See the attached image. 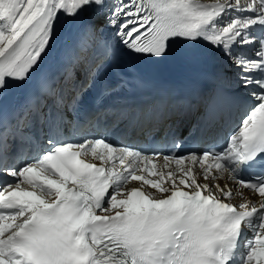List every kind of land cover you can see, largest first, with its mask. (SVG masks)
Wrapping results in <instances>:
<instances>
[{
    "label": "snow or ice",
    "instance_id": "snow-or-ice-1",
    "mask_svg": "<svg viewBox=\"0 0 264 264\" xmlns=\"http://www.w3.org/2000/svg\"><path fill=\"white\" fill-rule=\"evenodd\" d=\"M60 24L106 62L180 42L219 56L243 115L226 146L186 155L57 139L63 113L38 155L9 162L0 146V264H264V0H0V93L38 73ZM99 71L70 68L57 107L82 110ZM225 177L258 201L207 182Z\"/></svg>",
    "mask_w": 264,
    "mask_h": 264
},
{
    "label": "bare ground",
    "instance_id": "bare-ground-1",
    "mask_svg": "<svg viewBox=\"0 0 264 264\" xmlns=\"http://www.w3.org/2000/svg\"><path fill=\"white\" fill-rule=\"evenodd\" d=\"M79 39L80 36L75 27L70 25L60 24L57 28L55 41L52 43L51 47L47 50V54L43 56L39 68L48 71L51 74L63 73L62 78H64L63 81L65 82L66 72L73 67H75L77 71H79V68L82 66L85 60H87V65L88 64L91 65L89 69H94L95 65H97L98 63H107L105 60L104 50L100 47H94L87 54L81 53L78 47ZM223 67L225 68V72L227 73L229 71V66L224 60H223ZM226 79L227 80H223L222 84L224 86H232L230 79L228 80V77H226ZM65 90L66 89L64 88V91ZM21 96L22 93L19 91L13 95L12 98H13L14 106L17 104V102L20 101ZM3 97L4 94L0 93V100ZM190 97H195V96L191 95ZM191 101H195V98H191ZM192 108L194 112L197 109L196 106H193ZM53 109H54L52 115L53 120L51 121V126L53 122L57 121L58 113L64 114L62 122H59L61 128L59 129V135L57 136L58 139L64 140L71 137L72 138L71 142L78 141L80 137L91 138L90 134L97 133L102 118H105L106 122H115L114 120L117 116L121 117V120H119L120 122L117 124V126H115L114 128L111 126L109 128L112 136L115 135L116 137L120 136V134H116V133L123 132L124 125L128 120H130L133 124L131 129H129L130 133L135 131L139 126H142L144 124L145 126H152V127L154 126L156 129L161 128L164 125V121H162L160 114L156 113V110L148 111L145 114H141V115H135L133 112L129 114L117 113L112 115H107L103 113L97 117L94 125L89 126V128L83 130L80 133H76L72 131V125L74 123L72 117V109H67V110L64 109V112L60 111L55 103ZM129 115H132V118H129ZM177 119H178V123H181L183 120V118L181 117ZM171 122L174 121L171 120L170 123ZM139 123H141V125ZM200 182L204 183L205 181L201 179ZM207 182L210 185L218 182L223 186L225 182H228V179L227 177H225L224 179H219L218 181H212L210 179ZM139 183L140 182H129L125 187L126 189H130L132 187L139 186ZM229 183L232 184V181H229ZM145 190L152 192L156 191L150 189L148 186H145ZM236 202H239V200H236Z\"/></svg>",
    "mask_w": 264,
    "mask_h": 264
},
{
    "label": "rangeland",
    "instance_id": "rangeland-1",
    "mask_svg": "<svg viewBox=\"0 0 264 264\" xmlns=\"http://www.w3.org/2000/svg\"><path fill=\"white\" fill-rule=\"evenodd\" d=\"M86 65H87V60H85V61L83 62V64H82V66L79 68V71H78V72H79L80 74L82 73V70H83V68L86 67ZM72 85H73V83H72L71 81H68V83L65 84V83L63 82V80H61V81L58 83V85H57V89H56L55 94H59V91L62 90L64 87H66L67 89L72 88ZM54 96H55V95H54Z\"/></svg>",
    "mask_w": 264,
    "mask_h": 264
}]
</instances>
